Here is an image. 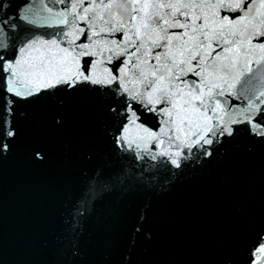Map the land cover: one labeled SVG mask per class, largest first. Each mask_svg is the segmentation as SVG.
Instances as JSON below:
<instances>
[{"label":"snow or ice","instance_id":"snow-or-ice-1","mask_svg":"<svg viewBox=\"0 0 264 264\" xmlns=\"http://www.w3.org/2000/svg\"><path fill=\"white\" fill-rule=\"evenodd\" d=\"M0 264H264V0H0Z\"/></svg>","mask_w":264,"mask_h":264},{"label":"water","instance_id":"water-1","mask_svg":"<svg viewBox=\"0 0 264 264\" xmlns=\"http://www.w3.org/2000/svg\"><path fill=\"white\" fill-rule=\"evenodd\" d=\"M56 151L57 149L54 147L53 149ZM62 163V160L54 161V164ZM239 167V161L236 158H231L225 162V164L218 169L212 177H206L201 180L193 179L189 183L193 186H206L209 184H217L219 185L223 179L228 180V185L226 186L228 193L231 197L232 202L238 203L241 195L247 191V188L250 184L251 178L256 175L255 167H249L245 170L243 175L239 176L234 183L233 174L236 172ZM257 192H260V186H257ZM255 199V197H254ZM163 202H161L158 207H162Z\"/></svg>","mask_w":264,"mask_h":264}]
</instances>
